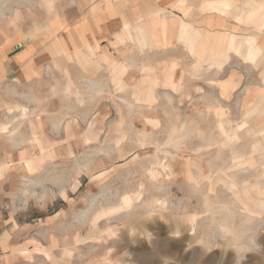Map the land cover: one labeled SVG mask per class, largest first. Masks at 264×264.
Returning <instances> with one entry per match:
<instances>
[{
	"label": "rangeland",
	"instance_id": "obj_1",
	"mask_svg": "<svg viewBox=\"0 0 264 264\" xmlns=\"http://www.w3.org/2000/svg\"><path fill=\"white\" fill-rule=\"evenodd\" d=\"M261 1L234 0L226 14L238 53L253 39L261 47L256 64L230 49L231 38L220 62L199 66L183 47H156L151 82L186 58L180 92L157 83L151 103L140 100L147 86L126 79L54 85L45 135L54 158L5 174L0 264H264V209L243 207L264 191V17L246 21ZM38 9L48 13L41 0H0V27L32 22ZM200 17L191 20L203 29ZM18 78L15 94H0V120L16 140L29 133L23 92L34 87Z\"/></svg>",
	"mask_w": 264,
	"mask_h": 264
},
{
	"label": "crops",
	"instance_id": "obj_2",
	"mask_svg": "<svg viewBox=\"0 0 264 264\" xmlns=\"http://www.w3.org/2000/svg\"><path fill=\"white\" fill-rule=\"evenodd\" d=\"M41 1L49 14L38 9L30 12L35 15L32 22H16L14 19L3 22L0 27V94H15L11 89L14 78H23L34 85L33 88L29 85L23 92L25 105L22 109L26 118L22 120L29 127V133L20 130L16 140L14 132L10 134L6 131L10 127L7 124L9 119L0 120V197L5 194V174L14 171L27 173L22 167L25 162L54 158V146L51 142L46 144L48 140L45 135L48 126L54 128V85L60 81L65 82L66 90L70 92L69 88L75 85L77 78L98 77L105 80L104 85L114 80L115 86L122 85L126 79L133 86H147L148 94L140 100L151 103L155 96L150 99L148 96L154 95L157 83L172 93L177 89L180 92V74L183 72L180 60L186 58L179 56V65H176L174 73L171 72L172 65L164 71L161 80L156 77L157 81L151 82L155 77V71L151 73V70L156 47H183L184 53L189 52L199 66L220 62L223 54L219 46L232 38L230 49L243 60L256 64L261 59V47L254 39L248 41L245 51L239 49L244 53L236 51V46L241 45L236 43L235 36L232 37L233 32L230 31L234 26L226 15L234 6L215 11L209 8L208 0H52L51 4L46 0ZM254 7L246 21L253 22L264 17V0ZM38 12L44 13V16L40 18ZM198 15H202L200 21L205 24L203 29L200 24L197 25V21H192L195 20L192 17ZM178 21L179 33H175L171 28ZM181 24L194 30L195 36L190 41L181 38ZM220 26L225 27V32L215 34ZM169 35H172L170 40ZM202 46L209 49L204 61L197 54ZM251 48L254 52H251ZM95 63L104 68L103 75L90 73V65ZM231 79L235 85L236 76ZM170 80L176 81V91L165 86L166 81ZM233 83L221 82L223 93H228L231 88L229 84ZM46 90L47 95H42ZM22 125L20 122L18 126ZM51 132L54 134V130ZM12 150L18 152L14 159ZM0 206L4 205L0 202ZM4 228L0 214V246L8 233Z\"/></svg>",
	"mask_w": 264,
	"mask_h": 264
},
{
	"label": "bare ground",
	"instance_id": "obj_3",
	"mask_svg": "<svg viewBox=\"0 0 264 264\" xmlns=\"http://www.w3.org/2000/svg\"><path fill=\"white\" fill-rule=\"evenodd\" d=\"M234 0H208V4H209V8L212 9V10H215V11H218L220 10V8H225V9H230L234 2ZM205 7V6H204ZM152 20V19H151ZM161 21V20H160ZM166 24V23H164ZM163 24V25H164ZM176 25H173V27L171 28L175 33H179V21L177 23H175ZM178 25V26H177ZM167 26V25H166ZM180 33H181V38L182 39H185L187 41H190L191 39L194 38L195 34H194V30L192 31L190 28H188V26H184L183 24H181V27H180ZM165 32V30H164ZM166 34V33H165ZM168 34V33H167ZM172 38V35H169V40ZM203 44H206V43H203ZM207 45V44H206ZM252 47V46H251ZM199 48V47H198ZM207 49H208V46H202L200 49H198L197 51V54H198V57L200 60L204 61L206 59V55H207ZM257 49V48H256ZM209 50V49H208ZM258 51V50H257ZM251 52H254L252 51V48H251ZM250 54V53H249ZM258 54V52H257ZM262 54V53H261ZM256 55V51H255V54ZM248 56V55H247ZM260 56V55H259ZM258 60V59H257ZM254 61V60H253ZM176 81L174 82L173 80H170V81H166V85L167 87H170L171 89L175 90L176 91ZM148 98L150 99L151 96H148ZM42 160V159H39V161ZM250 163V161H248ZM252 163V162H251ZM250 165V164H249ZM32 166H34V164H32L31 162H25L22 167L26 170V171H29L32 169ZM177 172H175L176 174ZM248 191V190H247ZM248 197L250 195L246 194ZM249 199V198H248ZM130 203V201L128 200V198L125 200V203L127 206L128 204ZM254 206V209L256 208H259V209H263L264 208V191L261 192L259 194L258 197H252L250 198V200L246 201L243 203V207L245 209H249L251 207V209H253ZM126 207V206H125ZM255 211V210H254Z\"/></svg>",
	"mask_w": 264,
	"mask_h": 264
}]
</instances>
